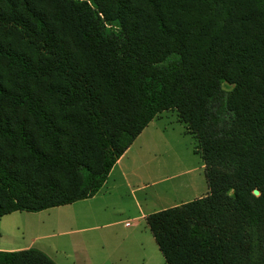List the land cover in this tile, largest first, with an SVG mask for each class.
Listing matches in <instances>:
<instances>
[{
	"label": "trees",
	"instance_id": "16d2710c",
	"mask_svg": "<svg viewBox=\"0 0 264 264\" xmlns=\"http://www.w3.org/2000/svg\"><path fill=\"white\" fill-rule=\"evenodd\" d=\"M168 109L208 193L146 218L165 264H264V0H0V218L92 198Z\"/></svg>",
	"mask_w": 264,
	"mask_h": 264
},
{
	"label": "crops",
	"instance_id": "0c3cea01",
	"mask_svg": "<svg viewBox=\"0 0 264 264\" xmlns=\"http://www.w3.org/2000/svg\"><path fill=\"white\" fill-rule=\"evenodd\" d=\"M165 117L161 114L149 122L113 165L100 190L92 198L80 200H94L97 205L96 211L89 217L71 220V223L83 220L88 224H95L78 233L76 241L69 240L66 244L48 246L39 245L41 237H36L24 246L0 248V251L37 249L55 264H133L129 245L125 246L124 242H120L110 233L88 232L112 227L114 223L109 221L110 218L122 216L125 212H131V209L135 214L131 218L134 227L142 224L145 229L147 226L143 224L147 225L146 218L149 215L202 198L208 193L206 179L205 189L199 191L195 176L190 173H187L190 177L183 176L182 171L178 172L184 160L192 159L191 150L184 147L187 136L191 135L186 134L178 124L165 122ZM196 155L199 156L197 153ZM202 167L204 171L203 162ZM15 213L29 212H14L9 215ZM128 221L120 222H124L126 227H131L132 223ZM98 224L103 225L99 227ZM151 237L154 241L152 234ZM37 245L39 247L35 248ZM156 248L158 249L157 245ZM158 253L161 255L159 250ZM162 260L164 262L163 257Z\"/></svg>",
	"mask_w": 264,
	"mask_h": 264
},
{
	"label": "rangeland",
	"instance_id": "374dc122",
	"mask_svg": "<svg viewBox=\"0 0 264 264\" xmlns=\"http://www.w3.org/2000/svg\"><path fill=\"white\" fill-rule=\"evenodd\" d=\"M221 88L225 92H230L234 87L225 81L221 83ZM163 114L166 116L164 121L170 124H178L180 128L189 132L186 126L180 122L179 114L176 109H168L158 114L156 117ZM178 121V122H177ZM190 133V132H189ZM188 134V133H187ZM191 135V134H190ZM198 140L194 135L187 136V141L184 147L191 150L192 159H186L183 165L179 167L178 172L182 171L183 176H195L198 180V189L202 191L206 187L202 160L196 153L198 151ZM176 147V145H174ZM179 147V146H178ZM196 149V150H195ZM187 171L186 173H184ZM190 173V174H187ZM185 178V177H184ZM96 202L94 200L79 201L71 205L57 207L41 211L40 213H15L0 219V248L19 247L26 245L31 239L41 237L39 245H54L66 244L69 240L76 241L79 237L78 233L82 232L87 227H92L95 224H88L85 221H77L71 223V220H79L92 215L96 211ZM135 214L125 212L122 216H113L110 222L114 223L112 227L99 229L88 232L89 234H97L106 232L114 235L120 242H124L125 246L129 245L133 264H164L162 257L158 253V249L151 237L148 226L143 229L142 224L134 227V221L131 219ZM80 219V220H81ZM129 220L131 227L124 225L125 221ZM132 221V222H131ZM99 225V224H98ZM103 224H100L102 226ZM72 234V235H70ZM131 238V240H129ZM37 245L35 248H38ZM64 249V247H62Z\"/></svg>",
	"mask_w": 264,
	"mask_h": 264
}]
</instances>
